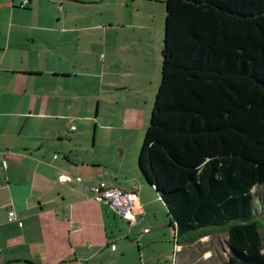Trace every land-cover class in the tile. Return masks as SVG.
<instances>
[{
	"label": "crops",
	"instance_id": "1",
	"mask_svg": "<svg viewBox=\"0 0 264 264\" xmlns=\"http://www.w3.org/2000/svg\"><path fill=\"white\" fill-rule=\"evenodd\" d=\"M29 1L22 9V0H0V264H188L179 254L190 259L204 238L178 241L138 154L127 152L134 134L123 131L149 115L150 101L146 87L131 84L145 57L130 48L139 36L119 17L122 5ZM101 183L137 193L136 226L93 199ZM139 227L152 237L134 257L116 242Z\"/></svg>",
	"mask_w": 264,
	"mask_h": 264
},
{
	"label": "trees",
	"instance_id": "2",
	"mask_svg": "<svg viewBox=\"0 0 264 264\" xmlns=\"http://www.w3.org/2000/svg\"><path fill=\"white\" fill-rule=\"evenodd\" d=\"M164 2L162 80L140 171L178 241L225 229L224 264H264L255 191L264 186V0Z\"/></svg>",
	"mask_w": 264,
	"mask_h": 264
},
{
	"label": "rangeland",
	"instance_id": "3",
	"mask_svg": "<svg viewBox=\"0 0 264 264\" xmlns=\"http://www.w3.org/2000/svg\"><path fill=\"white\" fill-rule=\"evenodd\" d=\"M106 4L111 5V7L117 4L122 5V9L119 10V17L121 18L123 23H125V21H128L127 25L133 26L136 29L133 33H138L139 36L137 40L134 37L135 34L133 35V43L130 44V48L135 52L136 50H138V53H140L141 56L145 57L140 59L139 66L133 64V67L136 68L137 73L132 78L133 82H131V84L143 85L147 88V91L145 92V98H148L150 101L149 105L147 106L149 115L146 116L147 112L142 111L144 118L141 117V120L129 124L130 126L126 127V131H123V133H127V135L129 133L134 134L133 144L131 145V148L133 149L131 151L128 150L127 152L132 153L133 151V157L135 153L138 154L139 158L147 128L150 124L156 93L162 80V53L166 27V4L164 0H108L106 2H104L103 0L101 4L97 5L104 6ZM91 7L95 10L94 5H92ZM145 21L150 22L149 28H146V26L137 28V26L144 23ZM138 73H140L141 75H139ZM128 91L129 89L123 93V95L126 96L124 100L130 98V96H127ZM124 110L125 106H121V115L124 114ZM130 128H134L136 132H133V130H130ZM111 137H113L114 139L117 137V135L115 133H111ZM118 138L120 139L121 145L126 146L128 136ZM111 141L113 140H110L109 142ZM106 143H108V139L106 140ZM115 148L117 149L118 147L115 146ZM120 151L121 149L117 150L116 153L119 155ZM137 162L138 160L135 159V163ZM255 191L258 196L256 203V212L258 215L259 213L262 214L260 217H256V219L262 224V233L264 235V186L258 187L257 189H255ZM158 214L159 221L157 224L163 223L162 218L165 220L166 214L163 212H158ZM144 222L145 227L146 224L149 223L154 226L157 225L151 222L150 219H146ZM167 223L169 226L170 221L168 219ZM141 227L143 226L141 225ZM141 227L137 229L134 228L133 235L129 236L130 238L125 239V241L116 242V246H121V243L129 244L131 246L130 250L135 254L134 257H138V245L140 244V246H146L147 244L151 243L152 237V234L145 233L143 228ZM141 229L142 232L140 231ZM170 231L172 232V229ZM159 234L164 237V233H162V231H159ZM209 236V238H207V236L202 237L204 238L203 240H199L196 246L189 249L188 252L190 255L188 257H190V259L185 258V256H183V258L181 254H179V261L185 259V262H188L189 260L188 264H224L229 257L230 250L226 230L222 229L218 232H213V234ZM163 239L164 238H161V240ZM140 241H142V243H139ZM165 245L166 244H162V246H160L165 247ZM146 251H148L147 253H150L152 251V248H149ZM174 262H176V257Z\"/></svg>",
	"mask_w": 264,
	"mask_h": 264
},
{
	"label": "built area",
	"instance_id": "4",
	"mask_svg": "<svg viewBox=\"0 0 264 264\" xmlns=\"http://www.w3.org/2000/svg\"><path fill=\"white\" fill-rule=\"evenodd\" d=\"M29 2V0H22L20 8H27ZM91 190L94 200L105 203L116 215L129 222L131 226L137 224L141 205L136 192H125L118 188H111L105 183L94 186ZM10 217L15 218V213L11 212Z\"/></svg>",
	"mask_w": 264,
	"mask_h": 264
},
{
	"label": "bare ground",
	"instance_id": "5",
	"mask_svg": "<svg viewBox=\"0 0 264 264\" xmlns=\"http://www.w3.org/2000/svg\"><path fill=\"white\" fill-rule=\"evenodd\" d=\"M108 186V185H107Z\"/></svg>",
	"mask_w": 264,
	"mask_h": 264
}]
</instances>
